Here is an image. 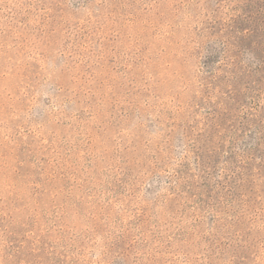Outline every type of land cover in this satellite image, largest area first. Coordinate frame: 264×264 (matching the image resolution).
Segmentation results:
<instances>
[{
	"label": "rangeland",
	"instance_id": "obj_1",
	"mask_svg": "<svg viewBox=\"0 0 264 264\" xmlns=\"http://www.w3.org/2000/svg\"><path fill=\"white\" fill-rule=\"evenodd\" d=\"M0 264H264V0H0Z\"/></svg>",
	"mask_w": 264,
	"mask_h": 264
}]
</instances>
